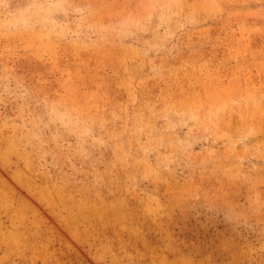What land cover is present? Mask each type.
<instances>
[{
	"label": "rangeland",
	"instance_id": "obj_1",
	"mask_svg": "<svg viewBox=\"0 0 264 264\" xmlns=\"http://www.w3.org/2000/svg\"><path fill=\"white\" fill-rule=\"evenodd\" d=\"M262 253L264 0H0V264Z\"/></svg>",
	"mask_w": 264,
	"mask_h": 264
},
{
	"label": "snow or ice",
	"instance_id": "obj_2",
	"mask_svg": "<svg viewBox=\"0 0 264 264\" xmlns=\"http://www.w3.org/2000/svg\"><path fill=\"white\" fill-rule=\"evenodd\" d=\"M262 254H264V253H262ZM260 264H264V260H261Z\"/></svg>",
	"mask_w": 264,
	"mask_h": 264
}]
</instances>
